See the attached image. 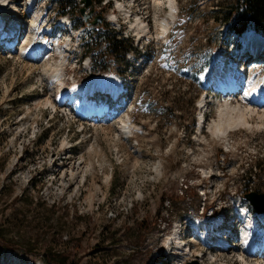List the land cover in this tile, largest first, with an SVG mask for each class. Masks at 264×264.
<instances>
[{"label": "rangeland", "instance_id": "rangeland-1", "mask_svg": "<svg viewBox=\"0 0 264 264\" xmlns=\"http://www.w3.org/2000/svg\"><path fill=\"white\" fill-rule=\"evenodd\" d=\"M23 1L9 0L24 18L22 34L31 30L30 20L38 33L39 22L38 36L51 51L32 61L24 51L0 44V225L15 246L0 253V264H41L46 241L24 253L32 240L26 241V228L13 221L14 214L54 232L49 243L62 235L58 249L76 264H166L175 231H187L186 242L195 239L198 225L209 222L200 215L202 204L226 216L237 213L236 205L255 212L243 195L264 193V117L254 115L251 127L228 134L212 132L219 104L244 99L239 94L225 100L201 81L202 64L210 57L212 65L217 50L234 55L233 64L244 65L250 78L264 81V55L246 61L245 40L222 29L219 9L235 0H174L164 37L154 31L161 25H154L153 14L166 16L167 3L120 0L130 16L116 14L119 28L104 18L90 33L116 30L126 39L122 46L131 49L109 52L100 40L103 55L94 71L91 61L86 65L79 58L77 34L52 25L58 1L36 0L26 10ZM98 1L97 14L115 11L110 2ZM42 10L48 17L40 20ZM133 15L151 34L136 35L128 22ZM49 24L50 36L43 33ZM110 79L120 80L124 94L106 121L77 119L56 103L73 83ZM122 121L133 127L132 134ZM180 251L172 258L176 264H210V258L218 259L216 264L241 262L236 249L206 252L198 240Z\"/></svg>", "mask_w": 264, "mask_h": 264}, {"label": "bare ground", "instance_id": "bare-ground-1", "mask_svg": "<svg viewBox=\"0 0 264 264\" xmlns=\"http://www.w3.org/2000/svg\"><path fill=\"white\" fill-rule=\"evenodd\" d=\"M34 0H26V4L29 6H31L33 4ZM1 2V8H0V14L2 15V17L6 16L7 14H9L10 16L13 17L14 22L9 24V26L5 29L7 31V33H10L9 36L7 37L6 41L8 43V45H6L4 48L9 50L11 49L12 45H13V36L11 35V32L18 26H20V24L16 23V21L18 20V17H16V6L14 4H10L9 3H5V0H0ZM130 2V0H129ZM128 2V3H129ZM165 2L168 10L166 13V16L164 17H160L158 15V12L155 11V13L153 14V21H154V25L156 23L159 22L158 25H161V27L159 26L156 27L157 29H154V31L158 30L160 31L159 33H163L164 30L166 29V25L169 19H171L174 15V12L176 10V5H175V1L174 0H153V3L156 5H162ZM25 4V3H24ZM25 4V5H26ZM115 4L117 6V8L119 10H121L123 12V14L125 15V17H129L130 15L125 14V10H124V3L118 0H115ZM26 5V6H27ZM34 5V4H33ZM135 15V14H134ZM133 15V19H128L129 22V26L133 29V31H135L136 35L138 36H146L151 34V30L148 27L147 24H144L143 19L135 16L134 18ZM35 16V15H34ZM36 17V16H35ZM116 17L115 14H111L110 18L114 19ZM32 23L34 22V19H32ZM38 23V22H37ZM39 26V24H38ZM156 26V25H155ZM4 26H2V19L0 17V28H2ZM39 27L37 28L38 31ZM34 30V29H33ZM162 30V31H161ZM39 33V32H38ZM27 35V37H26ZM259 34H257L256 32H247L246 33V37H245V43L247 45L255 43L258 39H259ZM25 38H24V42L26 43L25 45V49L28 50V52L30 51L31 45H42V44H38L37 42V33L36 31H32L30 34V31L27 34H24ZM36 36V37H35ZM27 38V40H26ZM36 39V40H35ZM45 45L43 43V45L41 47L45 48ZM15 49L16 44L13 46ZM40 48V46H37V49ZM249 49V47H247ZM23 46L21 45L18 48V51L23 50ZM35 51V50H34ZM37 51V50H36ZM47 52V50H46ZM32 53L31 55H25V57H28V59H33L32 57ZM62 57V56H61ZM41 58V57H40ZM38 58V59H40ZM213 75V70H211L209 72V74L207 75V77ZM236 75L237 74H231L228 75V73H224L223 75H220L217 77V81L221 82V81H227V82H231L234 81L236 79ZM238 76V75H237ZM57 77L60 80V72L58 71ZM91 82H85L83 84H77L75 86V90L79 91V90H83V89H88L90 87ZM110 86L112 88V90H115V86L113 85H97L94 86V90H105V87ZM72 93V92H71ZM71 93H64V95H62L61 97L66 96L65 98L68 99L69 101H71L73 104H77L75 100L71 99L72 94ZM246 95L249 96L251 99L249 100H244V101H236L238 104L236 105H232L231 103H229L228 101H226L224 104H219V109H218V118L216 120H214V122L211 125V130L212 132H217L220 135H224V134H228L229 131H233L234 129L238 128V127H251L252 124L250 123L249 119H252V116H257L258 118H262L264 117V90L261 89V87H251V88H247L244 92H239L238 94L241 95ZM82 103L79 104L78 102V107L79 109H83L84 106H88L90 108L94 107V104L88 100H84V101H80ZM262 103V105H260ZM262 108V109H261ZM95 111H98V114H101L102 109H98L97 107L94 108ZM260 109L261 111L258 112ZM89 114V113H88ZM106 115V113H105ZM121 127L125 130H127V132L129 134H132L133 132V127H131V125L129 123H127V121H122L121 122ZM244 222L247 224L249 223V220H244ZM175 236L177 235V231H175ZM242 239H244L245 242H249L251 240V237H249L247 239V236L242 237ZM264 239V238H263ZM180 242V240L178 241ZM203 244H205V242L203 241ZM229 251V250H228ZM226 251V252H228ZM199 255L196 254V257H198ZM203 256V255H200ZM201 259V258H200ZM211 263L216 264L218 262V259H212L210 258ZM241 262L239 264H251L252 259H245V258H241ZM201 264L203 263L202 260H198ZM226 263V262H225ZM232 263V262H231ZM204 264V263H203ZM253 264V263H252ZM256 264H259L258 262H256Z\"/></svg>", "mask_w": 264, "mask_h": 264}, {"label": "trees", "instance_id": "trees-1", "mask_svg": "<svg viewBox=\"0 0 264 264\" xmlns=\"http://www.w3.org/2000/svg\"><path fill=\"white\" fill-rule=\"evenodd\" d=\"M219 16L220 22L223 25L222 29L228 34L234 33L235 36L239 38L244 32L252 30L264 37V0L232 1L229 4H226L225 8L219 9ZM106 33L107 30L102 34L91 36V38L87 37L86 39H83L81 43V55L90 56L94 69L96 68L94 64L100 63L99 61L103 55L98 51V43L100 40H103L106 50L109 52H117L119 49H122L123 54H125L131 49L126 44L122 46L126 39L117 37L116 32H113L112 35ZM204 64H206V62ZM201 69H203V65L201 66ZM12 219L17 225H20L21 223V226H23L24 224L26 228L24 237L28 243L32 240V242L24 249V251H26L24 253L32 254L37 247L36 245L38 241H46L44 249L40 253L41 264H76L68 260V254L58 249V246H60L59 242L63 241L61 238L62 235H58L56 243H49L48 236L52 237L54 232L52 235L50 230H42V227H39L31 220L24 221L26 219L22 216L18 217L14 214ZM5 231L6 230L2 225H0V253L8 250L11 251L12 249L10 248L15 247L14 244L5 237ZM50 241L52 242V240ZM74 246H76V244H74Z\"/></svg>", "mask_w": 264, "mask_h": 264}, {"label": "water", "instance_id": "water-1", "mask_svg": "<svg viewBox=\"0 0 264 264\" xmlns=\"http://www.w3.org/2000/svg\"><path fill=\"white\" fill-rule=\"evenodd\" d=\"M80 2L83 3V6L79 8L80 15L82 16L84 21H88V19L91 17V14L93 12L92 0H80ZM87 7H90L88 13L85 12V9ZM101 21H102V17L100 15H97L93 17L90 23L94 25ZM244 197L252 204L255 210L264 211V193H257L250 191L244 194ZM186 264H200V263L197 260H191L186 262Z\"/></svg>", "mask_w": 264, "mask_h": 264}]
</instances>
